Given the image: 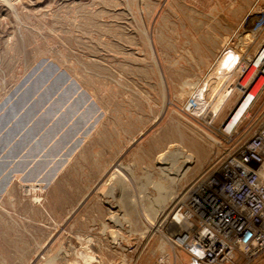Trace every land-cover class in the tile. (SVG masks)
Wrapping results in <instances>:
<instances>
[{
  "label": "rangeland",
  "instance_id": "374dc122",
  "mask_svg": "<svg viewBox=\"0 0 264 264\" xmlns=\"http://www.w3.org/2000/svg\"><path fill=\"white\" fill-rule=\"evenodd\" d=\"M255 1L0 0V264L186 262L161 246L160 221L223 152L246 76L234 53L260 39L247 24ZM33 84L24 106L46 95L17 130L25 108H13ZM172 161L179 180L162 170Z\"/></svg>",
  "mask_w": 264,
  "mask_h": 264
},
{
  "label": "built area",
  "instance_id": "2783aa9c",
  "mask_svg": "<svg viewBox=\"0 0 264 264\" xmlns=\"http://www.w3.org/2000/svg\"><path fill=\"white\" fill-rule=\"evenodd\" d=\"M247 24L260 39L248 56L229 50L238 78L246 76L220 127L223 152L166 217L184 264H253L264 256V0Z\"/></svg>",
  "mask_w": 264,
  "mask_h": 264
},
{
  "label": "water",
  "instance_id": "95a60500",
  "mask_svg": "<svg viewBox=\"0 0 264 264\" xmlns=\"http://www.w3.org/2000/svg\"><path fill=\"white\" fill-rule=\"evenodd\" d=\"M37 89V85L36 84H33L32 86H30L28 89L25 90V93L23 94L22 98L23 100L21 101V103L19 105H17L16 107L13 108V112H18L20 110H22L23 108L24 111L21 115V117L18 118L16 124H15V128L17 130L21 129L25 123H26V119L28 116H30L31 113H33L35 110V106H37L39 103H40V100H42V98L46 95V93L42 94L41 96H39L38 99H36L35 101H33V103H30L29 105H26L24 106V103L26 101H29L30 97L33 95V93L36 91ZM42 122H44V119L39 117L37 120L33 121L32 122V125L31 127L26 131V133L18 140L16 146H15V149L10 152V154H16L17 153V150L21 148V146L32 136V134L34 133L35 129H37L41 124ZM49 135H47L46 133L40 137V139L34 144L33 147H31L29 149V151L27 152L28 156L29 157H33L35 158L36 157V151L38 149H40V147L42 146V144L44 143L45 140H47ZM9 137V134H7L5 137H4V140L7 139ZM2 144V143H0ZM43 161H39L37 162L36 166L38 165H42ZM22 167V163L18 164L16 169H20ZM7 181V177H4L0 180V192L2 191L5 183Z\"/></svg>",
  "mask_w": 264,
  "mask_h": 264
},
{
  "label": "bare ground",
  "instance_id": "6f19581e",
  "mask_svg": "<svg viewBox=\"0 0 264 264\" xmlns=\"http://www.w3.org/2000/svg\"><path fill=\"white\" fill-rule=\"evenodd\" d=\"M228 74H230L229 73V71H228ZM214 75V74H213ZM215 76H212V77H208V78H206L207 80H206V82H205V84L207 85V81H209V83H210V80L209 79H211V78H214ZM216 78H218L219 79V77H215L213 80H212V83L213 82H216ZM223 80V79H222ZM221 79H219V83L222 81ZM238 81V80H237ZM234 85V84H233ZM208 86H209V84H208ZM235 89V88H234ZM247 100V99H246ZM245 103L246 102H244V103H242L238 108H237V110H236V112L234 113V111H233V118H232V120H231V122H230V124H229V126L234 122V120H236V118H237V116H239V114L241 113V111L243 110V108H244V106H245ZM186 158H188L189 156H185ZM183 161V160H182ZM181 161V162H182ZM171 163V166H169L168 168L166 167V168H163L162 170L163 171H165L167 174H169L168 173V171L169 170H174V172H173V174L175 175V177H171V181H175V180H179V178H178V176L180 175V171H179V169H180V166H177V167H175L174 166V162L172 161V162H170ZM182 165V164H181ZM184 173H182V175H183ZM155 187L158 189V194H157V197L153 200V202L152 203H150L149 205H150V207H149V209H151V210H154V211H156V213H157V216H160V213H161V210H159L158 209V207H160V206H162L163 204V202L165 203V201L167 200L166 199V194L163 192V186L160 184V183H158L157 185H155ZM167 195H168V193H167ZM168 199H169V197H168ZM162 202V203H161ZM174 202V201H173ZM160 203L162 204V205H160ZM163 219V220H162ZM161 219V221H160V223H162L164 220H166V218L164 217V218H162ZM146 220V219H145ZM147 221V220H146ZM149 222V221H148ZM157 225L158 224H151L150 226H149V228H155V227H157ZM165 243H168V245L171 247V249H173V242H171L167 237H163V238H161V240H160V244H161V246H164L165 245ZM163 261L165 262V264H174V259H175V257H174V259L172 258V256H170L169 254H163Z\"/></svg>",
  "mask_w": 264,
  "mask_h": 264
},
{
  "label": "crops",
  "instance_id": "0c3cea01",
  "mask_svg": "<svg viewBox=\"0 0 264 264\" xmlns=\"http://www.w3.org/2000/svg\"><path fill=\"white\" fill-rule=\"evenodd\" d=\"M253 264H264V256L259 260H257L256 262H254Z\"/></svg>",
  "mask_w": 264,
  "mask_h": 264
}]
</instances>
